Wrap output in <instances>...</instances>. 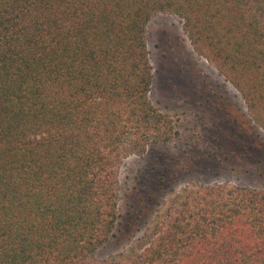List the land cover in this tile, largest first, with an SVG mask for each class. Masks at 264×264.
I'll list each match as a JSON object with an SVG mask.
<instances>
[{
	"label": "trees",
	"instance_id": "obj_1",
	"mask_svg": "<svg viewBox=\"0 0 264 264\" xmlns=\"http://www.w3.org/2000/svg\"><path fill=\"white\" fill-rule=\"evenodd\" d=\"M160 14L264 130V0H0V264H264V188L227 181L168 192L101 254L124 160L180 135L149 98Z\"/></svg>",
	"mask_w": 264,
	"mask_h": 264
},
{
	"label": "rangeland",
	"instance_id": "obj_2",
	"mask_svg": "<svg viewBox=\"0 0 264 264\" xmlns=\"http://www.w3.org/2000/svg\"><path fill=\"white\" fill-rule=\"evenodd\" d=\"M146 33L153 68L149 98L175 120L180 135L124 160L118 228L102 255L121 251L141 233L146 214L168 192L190 182L227 181L264 188V130L252 124L237 91L193 51L177 16L157 15ZM231 138L239 142L249 138L256 152L243 155Z\"/></svg>",
	"mask_w": 264,
	"mask_h": 264
}]
</instances>
